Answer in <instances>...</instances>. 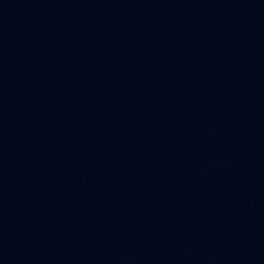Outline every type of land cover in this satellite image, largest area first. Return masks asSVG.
<instances>
[{"label": "water", "instance_id": "obj_1", "mask_svg": "<svg viewBox=\"0 0 264 264\" xmlns=\"http://www.w3.org/2000/svg\"><path fill=\"white\" fill-rule=\"evenodd\" d=\"M0 264H264V0H0Z\"/></svg>", "mask_w": 264, "mask_h": 264}]
</instances>
